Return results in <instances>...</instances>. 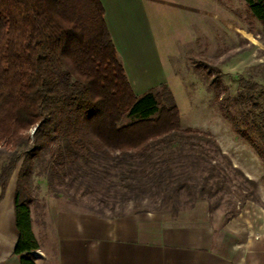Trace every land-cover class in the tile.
Returning <instances> with one entry per match:
<instances>
[{
	"label": "trees",
	"instance_id": "16d2710c",
	"mask_svg": "<svg viewBox=\"0 0 264 264\" xmlns=\"http://www.w3.org/2000/svg\"><path fill=\"white\" fill-rule=\"evenodd\" d=\"M243 1L264 41V0ZM105 13L101 0H0V187L3 196L21 161L14 195L21 264H36L40 247L28 191L33 176L57 196L69 187L100 193L103 206L90 212L106 217L153 197L156 212L168 203L176 212L184 190L208 200L228 187L227 168L250 187L243 197L255 186L212 137L181 126L165 83L135 93ZM238 80L236 95L225 98L237 114L225 116L264 160V83ZM140 211L149 210L133 212Z\"/></svg>",
	"mask_w": 264,
	"mask_h": 264
},
{
	"label": "rangeland",
	"instance_id": "374dc122",
	"mask_svg": "<svg viewBox=\"0 0 264 264\" xmlns=\"http://www.w3.org/2000/svg\"><path fill=\"white\" fill-rule=\"evenodd\" d=\"M144 9L163 70L162 81L148 88L165 83L178 105L181 126L207 133L231 165L255 181L251 195L245 198L250 187H243L246 184L240 174L227 168L228 187L208 200L198 196L190 199L184 190L176 212L170 203L157 212L167 219L204 218L226 239L243 240L247 227H255L264 215V160L225 116L227 112L237 114L232 100L225 98L236 95L240 76L264 83L261 25L243 0H146ZM204 147L213 154L209 146ZM215 156L226 165L225 158ZM20 162L12 174L16 182ZM205 174L206 170L195 173L196 178ZM28 191L33 225L44 246L54 247L56 243L58 210L91 211L103 206L97 200L100 193L69 187L57 196L39 176L32 177ZM143 201L137 207L133 201L127 203L125 212L158 210L154 197ZM41 254L37 249L32 255Z\"/></svg>",
	"mask_w": 264,
	"mask_h": 264
},
{
	"label": "crops",
	"instance_id": "0c3cea01",
	"mask_svg": "<svg viewBox=\"0 0 264 264\" xmlns=\"http://www.w3.org/2000/svg\"><path fill=\"white\" fill-rule=\"evenodd\" d=\"M112 38L135 93L162 81V66L145 13L146 0H101ZM16 180L0 187V264H21L15 253ZM261 215V214H260ZM243 240L226 239L206 219H167L155 211L106 217L76 209L58 210L56 243L39 239L36 264H264V215ZM51 250V251H50ZM54 250V251H52Z\"/></svg>",
	"mask_w": 264,
	"mask_h": 264
}]
</instances>
